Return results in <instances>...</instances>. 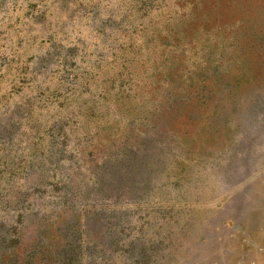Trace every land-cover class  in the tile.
Here are the masks:
<instances>
[{
    "label": "rangeland",
    "instance_id": "374dc122",
    "mask_svg": "<svg viewBox=\"0 0 264 264\" xmlns=\"http://www.w3.org/2000/svg\"><path fill=\"white\" fill-rule=\"evenodd\" d=\"M264 264V0H0V264Z\"/></svg>",
    "mask_w": 264,
    "mask_h": 264
},
{
    "label": "crops",
    "instance_id": "0c3cea01",
    "mask_svg": "<svg viewBox=\"0 0 264 264\" xmlns=\"http://www.w3.org/2000/svg\"><path fill=\"white\" fill-rule=\"evenodd\" d=\"M256 257L254 256V261L252 262V264H261V262H259L258 260L255 259Z\"/></svg>",
    "mask_w": 264,
    "mask_h": 264
}]
</instances>
